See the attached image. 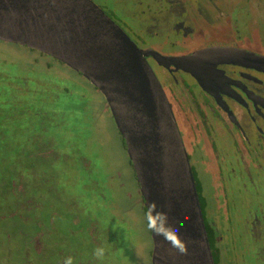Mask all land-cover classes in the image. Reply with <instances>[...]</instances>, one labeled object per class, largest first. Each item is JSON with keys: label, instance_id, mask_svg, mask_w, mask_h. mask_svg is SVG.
<instances>
[{"label": "flooded vegetation", "instance_id": "af4514ba", "mask_svg": "<svg viewBox=\"0 0 264 264\" xmlns=\"http://www.w3.org/2000/svg\"><path fill=\"white\" fill-rule=\"evenodd\" d=\"M91 1L138 48H151L161 55L175 56L217 45L244 49L264 57V0H241L239 5L224 0L226 13L220 12L217 16L213 13L219 12L220 8L211 0H145L144 8L133 10L131 7L128 12L122 9L119 1ZM129 1L133 3L134 0ZM194 2L199 6L194 8ZM32 59L33 63L38 62ZM145 59L162 88L179 131L212 259L215 264H264V69L248 61L222 62L214 70L203 71L198 81L181 69L157 65L149 56ZM46 69L51 70L48 66ZM3 76L0 72L3 83L9 84L8 79L15 77L14 74ZM17 79L19 82L15 87L19 89L30 82L42 84L28 75ZM14 102L18 101L14 99ZM55 125L59 124L52 123L49 127ZM44 136L45 157L49 156L53 161L78 162L73 151L68 153L55 148L57 145L52 138ZM56 173L59 175L58 169ZM10 180H7L8 186ZM49 188L53 190L51 186ZM7 189L16 206L33 209L30 194L23 196L24 201L21 196L12 194L10 187ZM136 189L145 214L137 183ZM69 195L68 201L71 198L73 202L74 195ZM2 200V207L9 208L6 199ZM215 201L221 207L214 205ZM220 218L224 219V226ZM73 219L69 218V225L74 224ZM88 221L87 234L91 243H94V235L105 238L110 232L107 227L97 226L98 222L90 216ZM38 222L40 228L43 222ZM45 234L46 230L45 233L39 231L36 236L22 234L17 246L2 243L0 264H63L69 256L73 258V264H114V259L109 263L106 255L112 249L110 244L59 246L58 241L52 239L54 246H48L49 239ZM4 235L6 240L1 239L6 242L9 234L4 232ZM97 247L105 250L102 259L93 255ZM151 249L152 244L149 262Z\"/></svg>", "mask_w": 264, "mask_h": 264}, {"label": "rangeland", "instance_id": "374dc122", "mask_svg": "<svg viewBox=\"0 0 264 264\" xmlns=\"http://www.w3.org/2000/svg\"><path fill=\"white\" fill-rule=\"evenodd\" d=\"M115 1L126 12L145 6V0L140 4L138 0ZM211 1L220 8L219 12H211L214 16L226 13L224 0ZM240 2L232 0V5ZM192 4L194 8L199 6ZM39 55L0 41V72L2 76H15L8 79L11 84L0 78V246H17L22 234L36 236L46 230L48 246H54L52 239L59 246L110 244L112 249L106 253L109 263L113 258L114 264H150L151 239L134 175L102 95L80 74L49 56ZM32 58L38 62L33 63ZM21 75L42 84L30 82L22 89L16 88ZM52 123L59 125L51 128ZM44 135L52 138L55 148L73 151L79 163L68 159L54 162L45 157ZM8 187L22 199L30 194L33 209L16 206ZM69 194L74 195L73 202L71 198L68 201ZM2 199L9 208L2 207ZM213 204L221 207L217 201ZM89 216L98 222L97 226L110 230L105 238L94 235V243L87 234ZM70 217L74 224L69 225ZM38 220L43 222L40 228ZM4 232L9 234L6 242L1 239L6 240Z\"/></svg>", "mask_w": 264, "mask_h": 264}, {"label": "water", "instance_id": "95a60500", "mask_svg": "<svg viewBox=\"0 0 264 264\" xmlns=\"http://www.w3.org/2000/svg\"><path fill=\"white\" fill-rule=\"evenodd\" d=\"M0 41L26 46L63 63L104 99L134 174L145 210L150 201L168 212L187 252L181 254L150 231L151 264H213L187 155L172 111L145 57L190 73L222 62L248 61L264 69V57L208 46L183 55L138 48L91 0H0ZM183 222V227H180Z\"/></svg>", "mask_w": 264, "mask_h": 264}, {"label": "clouds", "instance_id": "9594fccd", "mask_svg": "<svg viewBox=\"0 0 264 264\" xmlns=\"http://www.w3.org/2000/svg\"><path fill=\"white\" fill-rule=\"evenodd\" d=\"M145 219L146 227L152 234L155 236H162L164 241L181 254L187 252V245L180 236L179 228L169 223L168 212L158 209L155 201H150L147 204ZM180 227H183V222H181ZM104 254L105 250L103 247H97L93 251V255L97 259H102ZM63 264H73V258L71 256L66 257Z\"/></svg>", "mask_w": 264, "mask_h": 264}, {"label": "trees", "instance_id": "16d2710c", "mask_svg": "<svg viewBox=\"0 0 264 264\" xmlns=\"http://www.w3.org/2000/svg\"><path fill=\"white\" fill-rule=\"evenodd\" d=\"M49 58V57H48ZM55 61V60H54ZM122 144H123V142H122ZM212 258H213V256H212ZM213 260V264H215V261H214V259H212Z\"/></svg>", "mask_w": 264, "mask_h": 264}]
</instances>
